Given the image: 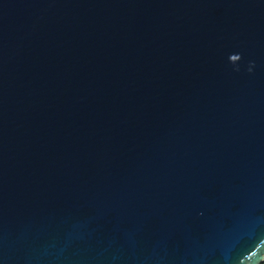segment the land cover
Segmentation results:
<instances>
[{
    "label": "water",
    "instance_id": "1",
    "mask_svg": "<svg viewBox=\"0 0 264 264\" xmlns=\"http://www.w3.org/2000/svg\"><path fill=\"white\" fill-rule=\"evenodd\" d=\"M263 261L264 0H0V264Z\"/></svg>",
    "mask_w": 264,
    "mask_h": 264
},
{
    "label": "clouds",
    "instance_id": "2",
    "mask_svg": "<svg viewBox=\"0 0 264 264\" xmlns=\"http://www.w3.org/2000/svg\"><path fill=\"white\" fill-rule=\"evenodd\" d=\"M233 59H236V57H232ZM249 71H251V69H249Z\"/></svg>",
    "mask_w": 264,
    "mask_h": 264
},
{
    "label": "trees",
    "instance_id": "3",
    "mask_svg": "<svg viewBox=\"0 0 264 264\" xmlns=\"http://www.w3.org/2000/svg\"><path fill=\"white\" fill-rule=\"evenodd\" d=\"M261 264H264V261Z\"/></svg>",
    "mask_w": 264,
    "mask_h": 264
}]
</instances>
